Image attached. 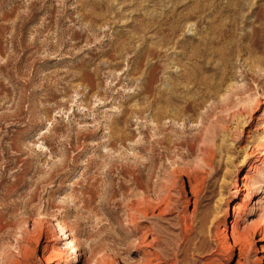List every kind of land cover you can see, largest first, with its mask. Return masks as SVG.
<instances>
[{"label":"rangeland","instance_id":"374dc122","mask_svg":"<svg viewBox=\"0 0 264 264\" xmlns=\"http://www.w3.org/2000/svg\"><path fill=\"white\" fill-rule=\"evenodd\" d=\"M192 213L187 256L155 243ZM234 218L264 223V0H0V264H264L263 232L220 249Z\"/></svg>","mask_w":264,"mask_h":264},{"label":"bare ground","instance_id":"6f19581e","mask_svg":"<svg viewBox=\"0 0 264 264\" xmlns=\"http://www.w3.org/2000/svg\"><path fill=\"white\" fill-rule=\"evenodd\" d=\"M97 5L98 4L95 1L92 2V4H91V6H92V15L91 16H95V14H96L95 10L97 8ZM92 20L95 21L96 18L93 17ZM167 142H168V138L167 137H163L162 139L161 138L160 139L158 138L154 142V144L151 146L152 153L150 155V161L147 164V166H149V172H148L149 175L152 174L155 171V169H156V159L154 157V151H156L155 145L156 144H159V145H161V144H167ZM186 142H183L182 141V143L180 145L181 146H184L186 144ZM156 147H157V145H156ZM204 148H206V147H204ZM169 149H170V147L166 148V152L167 153L169 152ZM203 151H205V149L204 150H201V152H203ZM206 151H205V153H206ZM163 156H165V155H163ZM206 161L207 160H204V163L205 164H207ZM198 166L200 167V165H198ZM175 170H176V172H179L180 171V168L179 169L177 168ZM181 172H186V175H187L188 180L190 181V186L191 187L194 185V182L197 183L199 181L198 180V178H199L198 175L200 173L198 172V169L196 170V167H194V168L193 167H185V171H182L181 170ZM218 174H219V171L217 172V175ZM173 176L175 177V175H173ZM165 180H167V179H165ZM237 187L239 189L236 190V192H235L236 193V198H235L236 200L239 198V196L242 195V192L245 191V190H248V197L250 199L252 198V192H251L250 187L248 185H246V184L244 185V184L238 183ZM191 193L195 195L194 196V199L195 200H193V201H194L195 209L198 210L197 208H199L198 206L200 204L199 201H198V194H195L194 191H192ZM149 200H150V198L147 199L146 197H142L138 201H135L134 202L135 204L133 203L136 206L137 211L141 214V216H143L141 218H143L144 221L150 220V219H152L154 217L165 218V217L171 215L170 212H165V211L163 212L162 210H159V208H156V207H158V206H156V207H154L153 211L151 212L152 213V216H149L148 212H149V210H152V208H153L152 207L153 204L151 205ZM158 201H160V200H158ZM165 203L166 202H164L163 205H166ZM157 205H159V204H157ZM169 208H170V206H169ZM169 208H168V210H169ZM161 209H163V208H161ZM236 209H237V207H235V206L232 207V214H233V212H235ZM258 209H260V208H258ZM244 210H245V208H244ZM213 214H214V212H207L205 214H202L201 220L199 221L200 228L202 230H204V231H207L208 230V233L211 234V235L212 234H215L216 237L218 238V240H220L221 239L220 238L221 232H220V228H219V225H218L219 224V220H217V218H215L213 216ZM194 215H195V213H192L191 216H187V217L183 218V220H182L183 221V226L180 228V233H179V235L177 237L176 236L174 237L173 234L171 233L172 227L170 225L165 224L164 222H162L161 220H159V223L162 226L156 231V234H155L156 235L155 243H157L160 246V245H162L164 243L162 240H165V243L167 244V249H168V247L170 248V246H172L174 244L172 239H175L178 243H180V245H178V246L175 247V250L178 251L176 255L177 256H184V257L187 256V254L189 253V251L191 249V246H192L193 242L197 239V236H199L196 233L195 227H194V224L196 222L195 221V218H194ZM226 216H231V208L227 210ZM130 217H131L132 221L135 223V226L137 227L138 226V218L134 214H133V216L130 215ZM60 227H61V230L64 231V238H67L68 237L67 236V232H65L66 231V227L62 223H60ZM231 230H232V235L231 236H226L223 239V243L222 242L219 243L220 249L231 250L232 253L238 252L239 253V256L242 259H245L246 260L247 258L250 257L251 253L253 252V250L256 247V239H257L258 235L260 234V232H263L264 233V223L263 222H261V223L260 222H257L255 224H252L250 226H247L242 231H239L238 225H237V222H236V219L234 218V222L231 225ZM153 235H154L153 232L150 230L149 231V236H153ZM146 239L143 237V240L144 241ZM230 239L233 242L232 244L229 243V240ZM144 241H142V242L144 243ZM260 241L264 242V234H263V238ZM143 243H141V247H143L142 246ZM163 248H165V247H163ZM171 250H172V248H171ZM165 251H167V250H165ZM162 255H158L157 256V259H156L157 263H155V264H169V262H170L169 259H172V258H169V255L170 254L168 255V254H165L164 253ZM175 258H177V257H175ZM141 264H143V261L141 262Z\"/></svg>","mask_w":264,"mask_h":264}]
</instances>
